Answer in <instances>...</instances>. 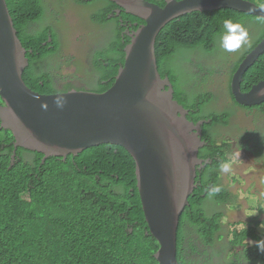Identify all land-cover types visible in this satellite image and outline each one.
<instances>
[{
    "label": "trees",
    "instance_id": "1",
    "mask_svg": "<svg viewBox=\"0 0 264 264\" xmlns=\"http://www.w3.org/2000/svg\"><path fill=\"white\" fill-rule=\"evenodd\" d=\"M12 1L10 6L14 14V4L24 6L29 2ZM147 1L162 7L167 5L166 0ZM260 1L264 3V0ZM94 3H100L102 7L91 17L89 14L88 19L95 24L108 23V14L113 13L117 5L112 0L78 1L80 6ZM17 15L21 21L16 24L20 39L31 60L24 73L26 84L44 94L58 93L53 66L47 69L36 66L41 61L38 50L43 49L47 32L29 33L22 29V23L26 22L33 32L38 31L34 24L40 23L38 26L45 28L49 21L47 6L41 13L28 8ZM127 18L131 22H144L130 14ZM226 19L242 26L248 20L264 24L263 17L239 10L198 11L167 24L157 40L160 64L165 78L170 77L174 83L176 100L190 109V117L196 123L212 120L211 124L203 126V139L209 144L199 154L203 159H211L212 163L200 171V185L182 217L180 249L185 264H212L217 257L221 264H238L240 259H246L250 264H264V253L254 245L256 240L264 238L260 232L264 220L259 217L250 220L247 226L233 228L227 248L230 257L223 251H216L218 240L223 239L220 233L227 216L220 211L207 212L206 206L212 197L222 204L234 203V195L220 186L223 172L220 165L231 161L233 144L216 140V129L228 126L233 114L223 111L205 115L215 94L200 91L199 83L193 85V78L200 77L193 69L182 72L176 67L179 62L188 67L192 65L185 52L213 54L219 48ZM60 33L62 35V31ZM178 35L184 38H178ZM114 39L118 41L112 42L115 48L111 47V57L105 54V60L99 63V68L111 69V78H106L111 81L108 87L101 84L99 92L111 89L124 65L123 36ZM263 39L264 34H261L242 53L232 75L240 61ZM59 47L52 48L48 59ZM198 66L206 71L205 66ZM262 81L264 57L248 73L244 90L249 92ZM230 95L237 107L264 112V105L242 106L235 102L232 90ZM12 140V133L0 128V264H160L154 257L160 245L157 239L147 236L148 225L137 186L136 164L126 149L117 144H102L79 157L70 156L67 161L51 158L43 164V154L19 148L21 159L9 168L14 150ZM250 143L252 141H249V148ZM28 153L31 160L27 158ZM214 186H219L221 191L209 197L208 192ZM186 240L189 243L185 245Z\"/></svg>",
    "mask_w": 264,
    "mask_h": 264
},
{
    "label": "water",
    "instance_id": "2",
    "mask_svg": "<svg viewBox=\"0 0 264 264\" xmlns=\"http://www.w3.org/2000/svg\"><path fill=\"white\" fill-rule=\"evenodd\" d=\"M112 1L145 21L126 48L125 69L108 93L60 95L67 102L59 108L57 96L26 84L31 60L16 26L21 21L11 10L13 1L0 0V94L7 105L0 107V123L15 137L10 167L18 159L15 148L45 153L46 159L120 144L136 164L147 236L161 246L154 257L162 264H185L180 233L200 180V129L190 109L176 100L172 79H165L157 40L167 24L193 12L227 7L264 11L246 0H166V7L147 0ZM263 57L264 42L237 71L233 91L238 104L264 103V95H258L264 82L251 93L244 90L248 73Z\"/></svg>",
    "mask_w": 264,
    "mask_h": 264
},
{
    "label": "rangeland",
    "instance_id": "3",
    "mask_svg": "<svg viewBox=\"0 0 264 264\" xmlns=\"http://www.w3.org/2000/svg\"><path fill=\"white\" fill-rule=\"evenodd\" d=\"M252 1L256 5L264 4L260 0ZM61 3L62 0L54 2V4ZM46 4L48 19H52L50 25L62 30L61 42L65 55H63L61 69L58 57L39 63L36 66L39 69H47L52 65L55 67L53 71L56 79L61 78L62 75L75 81L77 88L98 91L100 86L95 71V59L99 55H91L90 51L103 39V35L111 38L112 35L116 37L123 36V34L108 32V29L101 31L93 25H91L90 29L82 31L88 25L89 14L91 17L101 9L102 5L100 3L85 5V7L80 8L76 4H70L64 9L70 12L68 23L59 20L61 10L64 6H67V3L54 6L50 1L46 0ZM34 25L36 30L42 29L38 26L40 23ZM243 26L248 31L249 41L240 49L234 52H227L220 46L210 55L203 51H192V65L188 67L181 62L176 64V67L181 69L182 72L191 68L194 74L200 75V77L196 76L193 78V85L195 86V83H199L197 87L200 91H208L215 94L216 98L207 106V111H204L205 115L223 111L233 114L229 126L216 129V140H227V142L233 144L231 155L232 169L228 173L222 172V182L230 188L236 202L233 205L214 207L213 201L208 199V205L206 206L207 212L214 213L215 210H219L223 211L227 216L224 222V229L220 233L223 239L218 240L216 251H223L228 257L231 255L227 248L233 228L247 226L248 222L255 217L264 220V112L237 108L230 95L233 68L238 63L242 53L261 34H264V24L248 20L243 23ZM95 34L100 35H96L97 39L92 40ZM73 57L75 58L73 59ZM198 64L205 66L204 69L206 71L199 68ZM249 141H252L250 149H253V151L247 149ZM261 232L264 233V228H261ZM211 263L221 264L218 257ZM238 264L250 263L246 259H240Z\"/></svg>",
    "mask_w": 264,
    "mask_h": 264
},
{
    "label": "clouds",
    "instance_id": "4",
    "mask_svg": "<svg viewBox=\"0 0 264 264\" xmlns=\"http://www.w3.org/2000/svg\"><path fill=\"white\" fill-rule=\"evenodd\" d=\"M45 1L46 0H29L28 4L24 5V6H20V5L14 4V9H15L16 14H20V15L23 14L28 8L31 9V10L36 11L37 13H41V12L44 11V9L47 6ZM48 1H50L51 4L54 5V6L62 5L64 2H67L68 6L70 4H76V5L79 6V8L80 7H85V6H80L78 4L79 0H62L61 4H54V2L56 0H48ZM88 1H95V0H88ZM246 2H247V0H246ZM113 3H115L117 5V3L115 1H113ZM260 9L262 11H264V4L260 5ZM129 14L130 13H127L125 10H123L122 8H120L117 5V8L113 11V13L108 14V19H109L108 23L98 22V24H95V23L92 22L91 19H87L88 25L82 31L84 32L85 30L90 29L91 25H93L96 28L100 29L101 31L108 29V32L111 31V32L115 33V31H117V33H120V34L122 33L123 34V39H124L125 35L132 38L133 37L132 36V32L138 31L141 26L145 25V23H144L145 21L143 20L144 21L143 23L131 22L127 18V15H129ZM132 16H134V15H132ZM134 17H136V16H134ZM116 18H118L117 21H116ZM137 18H139V17H137ZM51 20L48 21V23H47L45 28H43L42 30L40 29V30H38L36 32V33L47 32V35L45 37L46 40L43 43V49L42 50H38V55H40V59H41V61L39 63H42V62L46 61L49 58V55L52 52V48H56V47H58V46H60L62 44L60 39H59V32H58V30L61 29V28L57 29L56 27H53L52 25H50ZM22 24H23L24 30H27L29 33H35V32H33L31 30V27H30L28 22L22 23ZM223 28H224V32L220 36V46L225 51L234 52V51L240 49L242 46H244V45H246L248 43V41H249L248 31L240 23H236V22H233L230 19H226L223 22ZM189 35H194V34H189ZM111 37L115 38L113 35ZM177 37L178 38H184V36H180V35H178ZM187 37L188 36H186V38ZM124 52H125V57H126V49L124 50ZM124 64H125V60H124ZM258 95H264V91L259 92ZM66 102L67 101H66V99L63 96H57L56 99H55V104L59 108H63V106L66 104ZM220 169H221V171H223L225 173H228L232 169V164L231 163H222L220 165ZM220 191H221V188L219 186H214L213 188H211L209 190L208 195H209V197H211V196L215 195L216 193H218ZM143 213H144V211H143ZM253 214H255V213H253ZM260 227L264 228V223H262L260 225ZM254 245H255V247L258 248V250L260 252L264 253V238L256 240L254 242ZM160 248H161V246H160ZM155 259H157V258H155Z\"/></svg>",
    "mask_w": 264,
    "mask_h": 264
},
{
    "label": "bare ground",
    "instance_id": "5",
    "mask_svg": "<svg viewBox=\"0 0 264 264\" xmlns=\"http://www.w3.org/2000/svg\"><path fill=\"white\" fill-rule=\"evenodd\" d=\"M248 1V0H247ZM248 2H251V1H248ZM64 3H67V2H64ZM252 3V2H251ZM253 4V3H252ZM253 5H255V6H258V5H256V4H253ZM68 7V4H67V6H64V8H62V10H61V14L65 11V12H67L68 13V17L67 18H61V14H60V18H59V20L60 21H65V22H67L68 23V21L70 20V12L68 11V10H64L65 8H67ZM223 9H232V10H239V11H241V12H247V13H250V14H253V15H256V16H260V17H263L264 18V13H253V12H251V10L250 9H241V8H235V7H227V8H220V9H215V10H211V11H208V10H205V11H200V12H206V11H208V12H212V11H219V10H223ZM198 12V11H197ZM195 13V12H194ZM172 23V22H171ZM170 23V24H171ZM60 31H62L61 29H59L58 30V32H59V35H60ZM136 32L137 31H134L133 33H132V36H134L135 34H136ZM96 35H100V34H95L94 35V39H92V40H95V39H97V36ZM104 37H107V36H105V35H103V39H104ZM59 39H60V41H62V35H60L59 36ZM102 39V40H103ZM132 39V38H131ZM101 40V41H102ZM115 41H118L117 39H115ZM131 42V41H130ZM130 42L125 46V49L129 46V44H130ZM264 42V39L261 41V43L251 52V53H249L248 55H247V57H244L243 58V60H241L240 61V63H239V65H238V67H237V70H236V72L234 73V75H232L233 76V78H232V82H231V89H230V91L232 90V94H233V96H234V98H235V95H234V91H233V82H234V78H235V75L237 74V71L239 70V68H240V66L241 65H243V63H244V61H246L248 58H250L251 57V55L261 46V44ZM62 43V42H61ZM219 43V46L218 47H220V41L218 42ZM111 47H114V44H112L111 43ZM94 48V47H93ZM91 49V51H90V54L91 55H99V57L98 58H96L95 59V71H96V73L97 72H99V63H100V58H101V52H99V50H97V51H94V49ZM115 48V47H114ZM217 50V49H216ZM186 54H187V57H189L190 59H192V57H191V54L189 53V52H185ZM63 55H65L64 54V52H63V46H62V44L60 45V47H59V50H58V52L55 54V55H53V57H51L50 59H52V58H59L60 59V64H59V67H60V69L62 68V65H63V62H62V60H63ZM75 57H73V59H74ZM49 60V59H48ZM47 61V60H46ZM30 64H31V62H30ZM30 64L28 65V67L30 66ZM39 64V63H38ZM38 64H36V65H38ZM189 64H192V62H190ZM27 67V68H28ZM55 67L53 66V69H54ZM124 65L123 66H121L120 67V69H119V73H118V75H117V77H116V80H115V82H114V84L117 82V80L119 79V77L121 76V74L123 73V71H124ZM234 69V68H233ZM232 74H233V71H232ZM62 76V75H61ZM54 77H55V75H54ZM62 77H65V76H62ZM61 77V78H62ZM56 78V77H55ZM65 78H67V77H65ZM68 79V78H67ZM103 79H106V78H100V77H98V84H99V86L101 87V84L103 85V86H106V87H108L107 86V84H108V82L109 81H111V80H108V79H106V80H103ZM165 79H171L170 77H167V78H165ZM264 81H262L261 83H263ZM261 83H259L258 85H255L253 88H252V90H250L248 93H251L256 87H258V86H260V84ZM114 84H113V86H114ZM61 88L59 89V92L58 93H52V94H48V95H50V96H60V95H69V94H77V93H108L111 89H112V87H111V89L110 90H108V91H106V92H99V90L98 91H93V90H88V89H86V88H77L76 87V82L75 81H73V80H70V79H68L67 81H65L63 84H61ZM0 97H1V101H2V103L0 104V107H2V108H7V105L5 104V102L3 101V99H2V96H1V94H0ZM235 102H236V100H235ZM237 103V102H236ZM238 104V103H237ZM241 105V104H240ZM262 105H264V103L262 104ZM242 106H246V105H242ZM260 106V105H259ZM246 107H249V106H246ZM254 107H258V106H254ZM237 108H240V107H237ZM250 108H253V107H250ZM242 109V108H241ZM244 109H246V110H249V111H252V110H250V109H247V108H244ZM261 111V110H260ZM231 121V120H230ZM211 122H212V120L211 119H203V120H201V121H199L198 123H196L197 124V126L199 127V129H200V137H199V154H200V151L202 150V149H204L205 147H207L208 146V142L206 141V140H204L203 139V135H204V129H203V126L205 125V124H211ZM230 125V124H229ZM228 125V126H229ZM225 127H227V126H225ZM0 128L1 129H6V130H9L11 133H12V136H13V140H12V142H11V144H12V146H13V148H14V143H15V137H14V134H13V132L9 129V128H6V127H3L2 126V124L0 123ZM219 142H221V141H219ZM110 143V142H109ZM109 143H103V144H109ZM110 144H115V143H110ZM249 144V143H248ZM248 144H247V149L248 150H251V151H253V149H250L249 148V146H248ZM100 146H102V144H100ZM117 146H120V144H117ZM96 147H99V146H96ZM122 147V146H121ZM93 148H95V147H93ZM124 148V147H123ZM90 149H92V148H90ZM90 149H87L86 151H88V150H90ZM125 149V148H124ZM14 151V150H13ZM29 151H31V152H33V153H39V154H43L44 155V158H43V164H45V162L47 161V160H49V159H51V158H61V159H63V161H67V159L70 157V156H74V157H79L81 154H83V153H85L86 151H84V152H82L81 154H79L78 156H76V155H72V154H70V155H67V156H62V155H52V156H50V157H48V158H46L45 159V157H46V154L45 153H42V152H39V151H34V150H29ZM15 155L18 157V159L16 160V162H15V164L12 166V167H14L15 165H16V163L17 162H19L20 161V159H21V157L19 156V154H18V148H15ZM27 158H31V156L29 155V153L27 154ZM31 160V159H30ZM231 161H232V159H231ZM231 161L229 162V163H231ZM11 163H12V156H11ZM11 163H10V166H11ZM212 163V161H211V159H203V158H201L200 156H199V166H200V171H202L204 168H206V166H207V164H211ZM12 167H10V168H12ZM221 177H222V175H221ZM221 185V187H226L230 192H231V190H230V188L227 186V185H225V184H223V182L221 181V183H220ZM199 185L200 184H198V186H197V188L199 187ZM263 197H264V195H263ZM216 200L215 198H213L212 197V201H213V203H214V207L215 206H225V205H230V203L229 204H226V203H223L222 204V202H218L217 200V202L216 201H214V200ZM235 202H236V199H234V203H232V205L233 204H235ZM215 211H219V210H215ZM220 212H223V211H220ZM224 213V212H223ZM260 232H261V227H260ZM262 233V235L264 236V233L263 232H261ZM187 243H189V241L188 240H186L185 241V245L187 244ZM159 261V260H158ZM160 262V261H159ZM160 264H162L161 262H160Z\"/></svg>",
    "mask_w": 264,
    "mask_h": 264
},
{
    "label": "flooded vegetation",
    "instance_id": "6",
    "mask_svg": "<svg viewBox=\"0 0 264 264\" xmlns=\"http://www.w3.org/2000/svg\"><path fill=\"white\" fill-rule=\"evenodd\" d=\"M67 17H68V13L64 11L61 14V18H67ZM60 35H61V33H60ZM114 40L115 39L113 37L110 38V37L107 36L102 41H100L98 43V45H96L93 48L94 51L99 50V52H101L100 61L105 60V54H108L111 57V43ZM122 41H123V43L126 46L131 41V37L125 35V38ZM125 46H124V50H125ZM97 77H100V78H108L109 77V78H111V69L110 68H99V72H97ZM67 80L68 79L65 78V77H62V78H59V79L55 78V82H56V85H57L58 89H60L62 87L61 84H63Z\"/></svg>",
    "mask_w": 264,
    "mask_h": 264
}]
</instances>
